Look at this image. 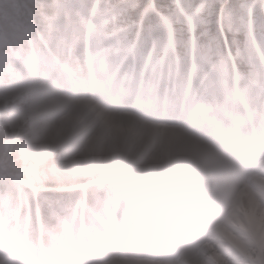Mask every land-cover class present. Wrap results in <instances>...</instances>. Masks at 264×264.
Here are the masks:
<instances>
[{
    "label": "rangeland",
    "instance_id": "374dc122",
    "mask_svg": "<svg viewBox=\"0 0 264 264\" xmlns=\"http://www.w3.org/2000/svg\"><path fill=\"white\" fill-rule=\"evenodd\" d=\"M11 1L23 5L26 20L19 24L0 17L16 33L11 41L0 28V57H13L23 73L0 67V157L6 156L0 162H13L9 144L18 140V151L25 156L17 163L29 165L43 192L71 191L78 186H101L104 191L60 206V214L51 216L39 207L41 213L35 219L19 221L12 208L15 197H0V264H135V259L189 264L205 253L211 234L223 235L225 222L255 247L241 212L231 204V191L246 183L248 189H259L264 201V163L256 161L264 149V0H200L191 10L183 7L189 0H163L167 4L160 11L151 1L135 8L128 0H40L29 6L22 0ZM131 9H136L138 19ZM222 11H227L224 21L236 29L232 37L240 38L230 53L209 45V28L222 32ZM174 26L184 36L185 48L179 55ZM81 38L87 39L81 60H74L82 68L77 72L71 66ZM110 49L116 51L110 53ZM234 59L246 66L244 71L235 68ZM85 61L99 70L94 78L79 74L88 68ZM153 73L157 78L153 79ZM12 90L15 93L7 97ZM57 94L64 96L60 103L53 102ZM143 96L141 111L118 106L125 99L135 105ZM152 96L160 101L158 108L154 106L156 112L171 108L166 103L170 100H174L173 108L178 104L180 111L187 110L186 119L175 122L180 123V133L194 136L185 129L188 125L233 150L222 152L224 162L197 156L193 167L175 178H189L200 191L144 182L146 176L140 170L148 151L139 139L125 142L129 171L139 175L134 190L108 179L89 158L94 148L113 149L118 144L116 129L127 113L148 125L175 121L170 118L180 111L174 109L169 110L167 122L153 121L144 113L154 103ZM75 101L85 102L82 109L87 112L68 135L59 130V118L67 116L73 124ZM139 148L144 152L136 153ZM154 153L160 166L168 160L165 148ZM72 155L79 156L75 163H70ZM109 157L119 160L113 154ZM150 191L156 193V202L147 197ZM201 215L203 219L197 217ZM224 256L243 262L236 246L228 247Z\"/></svg>",
    "mask_w": 264,
    "mask_h": 264
},
{
    "label": "bare ground",
    "instance_id": "6f19581e",
    "mask_svg": "<svg viewBox=\"0 0 264 264\" xmlns=\"http://www.w3.org/2000/svg\"><path fill=\"white\" fill-rule=\"evenodd\" d=\"M86 39L87 38H81L79 40L76 45L77 48L75 49L74 58L72 59L73 66L71 67L77 72H79V69L82 71V68L79 67L80 64H74V60H81L83 56L81 48H83V43ZM113 51L116 50H108L110 53ZM15 65L13 57H0V67L2 69H10L11 67H16ZM84 65H88V68L79 74L85 79L94 78L99 74V70H95L92 63L85 61ZM17 69L20 74L23 73L22 66H18ZM149 70L150 69H147V71ZM152 76L153 79L157 78L155 73H153ZM205 84L206 82L203 85ZM180 86L187 88L188 84H180ZM14 93L15 91L13 90L10 92L7 91V97L13 95ZM63 98L64 96L57 94V96L54 97L53 102L60 103L64 100ZM205 98L211 99L213 97L206 96ZM144 99L145 96L140 98L135 105H131L130 101L127 99L123 101L120 106L121 108L130 107V109H138L141 111L144 109L142 104ZM85 104V102L75 101L73 106L76 110V114L73 117L72 125L67 122V116H61L59 118V122H61L60 131L68 135L75 132L73 127H75L79 121L85 120L87 110L82 109L85 107ZM126 115H128L127 118L125 116V118L123 117V120L121 117V127L116 129L120 135L118 144L113 149L110 147L94 148L91 150L89 158L92 159L94 166L101 170L108 179L114 180L115 182H118V184H126V186L131 190H134L135 185H133V182H135V179H139V175L138 171H129L130 163L126 159L127 154L125 152V146L129 145H126L125 142L132 143L139 139L144 150L148 151V158L144 161L140 170L145 173L146 177L144 182H149V185L154 184L153 186L160 187L171 183L186 192H197L200 191V188L187 177L182 176L177 180L175 178L178 174H184L193 167L196 162L195 157L208 155L218 159L220 162H224L222 152L232 153L233 151L230 148L228 149L225 145L216 144L215 138L211 137L207 132L200 130L196 131L194 128L186 126L187 131L189 130L195 133L193 136L187 132L180 133V128H173L178 126H176L177 123H170L169 127L162 124L148 125L143 121L140 122L138 119L141 118L133 116L131 113H127ZM149 115L158 116L156 114V109H154V111H152ZM180 116L178 115L179 120L186 117L187 113L185 112L181 118ZM103 120L106 121L107 119L104 117ZM108 124L112 125L111 122H108ZM80 129L81 127L78 128L77 131ZM143 148H139L138 151L136 150V153L142 152ZM162 148L166 149L168 160L166 159L163 165L160 166L154 152L159 151ZM111 154L118 157V162L113 161L109 157ZM69 159L70 163H75L76 160L79 159V156L72 155ZM261 161H264V151L262 153ZM150 170L151 174L149 172ZM262 186H264V184H262ZM260 193L259 189L256 191L252 188L248 189L246 183L238 184L237 188L231 191V204L241 212L246 223L243 226L247 231H249L250 238L254 241L255 247L252 248L248 246L247 236H245L244 233H241L238 228H232L233 225L229 222H225L222 224L223 235L212 237L211 234V238H209V242L205 247V253H202L199 257L191 260L189 264H237L235 261H230L224 256V252L231 246H236L242 252L243 262L240 264H246V262L264 264V201L260 200ZM147 197L156 202V193L153 191L148 192ZM197 217L203 219L202 215L201 217ZM98 262H100V264H117L114 261H107L106 263L101 261ZM134 263L153 264L154 262H141L140 260L135 259ZM155 264H158V262Z\"/></svg>",
    "mask_w": 264,
    "mask_h": 264
},
{
    "label": "trees",
    "instance_id": "16d2710c",
    "mask_svg": "<svg viewBox=\"0 0 264 264\" xmlns=\"http://www.w3.org/2000/svg\"><path fill=\"white\" fill-rule=\"evenodd\" d=\"M19 1V0H16ZM25 4L29 5V3H34L36 1L40 0H22ZM132 1L134 4V7L143 6L147 4L148 2H152L154 4V7L160 11V8L165 6L167 2H163V0H143V2L137 3L139 0H128ZM137 1V2H136ZM200 0H189V2H185L183 7L186 10H191L195 6L199 5ZM231 2L228 4H225V9L229 8L231 6ZM0 17L6 16L10 17L13 21L18 22L19 24L23 23L25 21L26 16H24L23 8L20 5H15L12 3L11 0H0ZM223 10V9H222ZM228 10V9H227ZM136 9L132 10L131 13L134 15L135 19H138L139 15H135ZM227 11H222L221 14H223V26L222 34L220 31H218L217 28H209V33L211 35V39L209 40V45L213 47L214 50L220 51L221 53H225L227 50V46L232 50L235 49L238 46V40L240 39L239 36L236 35L232 37L231 34L236 33V29L234 27H229V23L227 24L224 20V17L226 18ZM0 28L5 29L8 33L13 32V30L10 28V26L3 25V20L0 19ZM174 29V41H175V47L178 53L182 52L185 48L184 40L182 39L184 36H181L179 28L177 26L173 27ZM30 30H27L29 32ZM30 33V32H29ZM221 34V36H220ZM234 35V34H233ZM7 37H10L8 35ZM34 38V37H33ZM36 39V38H35ZM237 67L240 71H244L246 66L242 65V62L240 63L239 60L236 61ZM3 72H0V75H2ZM14 109V107H11V110ZM8 112V111H7ZM20 112V111H19ZM2 121V119H0ZM18 140L16 142L10 143L9 147H11V158H15L12 160L13 162L7 163V161H1L0 162V197L1 199L8 197H15L16 202L14 206H12L13 211L16 213L18 221L22 220L24 217L30 219H35L36 216L39 215V212L41 213V210L39 207L44 208V211L46 214H52V212H55L57 214H60V206H64L65 204H69L73 201H76L78 199L86 200L88 199L92 192H102V187H87L85 189L75 188L73 187L72 190H61V191H53V192H43L41 189L40 183L36 182L35 178L31 175V172L29 171V165L27 164H21L17 163L19 160L23 159V156H25V153L20 152V149L18 151L17 144ZM1 146V143H0ZM17 148V151L15 152L14 149ZM5 158L6 156H1L0 158ZM17 174H21L19 178H17ZM21 180V182H20ZM58 194V195H57ZM58 197L60 199H58ZM47 200V201H46ZM44 201V202H43ZM68 202V203H67ZM63 209V208H62ZM56 215V214H55ZM52 216V215H51ZM41 217V214H40ZM30 223H32V220ZM38 225L42 223L40 219L37 220ZM25 223V222H24ZM22 223L23 225H25ZM19 224V223H17ZM20 225V224H19ZM23 225H21L18 229L22 228Z\"/></svg>",
    "mask_w": 264,
    "mask_h": 264
}]
</instances>
